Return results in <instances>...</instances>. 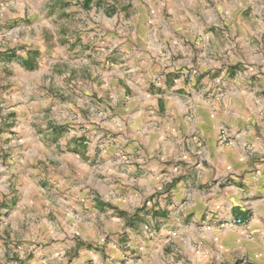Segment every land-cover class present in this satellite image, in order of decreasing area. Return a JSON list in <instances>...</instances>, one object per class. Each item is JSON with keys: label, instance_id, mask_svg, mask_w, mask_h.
Wrapping results in <instances>:
<instances>
[{"label": "crops", "instance_id": "1", "mask_svg": "<svg viewBox=\"0 0 264 264\" xmlns=\"http://www.w3.org/2000/svg\"><path fill=\"white\" fill-rule=\"evenodd\" d=\"M177 1L181 7L187 4L186 0ZM227 1L231 0H217L216 5L222 9V5ZM234 1L241 7L249 0ZM158 2L164 5L163 0ZM31 3L34 4V0H31ZM39 3H42V0H39ZM208 6L211 8L209 4ZM148 7L151 8V5L148 4ZM24 8V0H0V39L6 38L0 41V77L4 78L2 80L4 86L0 88V98L3 100L0 103V201L4 199L3 194L9 192L10 186H14L17 191L15 197L13 194L5 196L14 201L6 214V223L1 224L0 228L7 227L16 232L20 227L28 226L32 228L33 235L51 236L72 232L92 239L93 236L99 237L103 232L115 235L119 232H128L131 235L133 232L144 233L142 227L145 225H142L141 221L145 217L153 219L152 210L149 212L147 209L151 206V201L155 202V198L151 200L149 198L151 192L163 185L164 160L172 158L191 160L192 156L205 158L207 166L202 168L198 166L195 172L189 174L190 176L182 177L181 186L185 184L183 180H186L187 183L192 182L191 184L196 186L210 185L211 181H215V187L228 174L233 181L218 188L220 195L218 199L212 196L215 193L212 188L205 190L206 194L203 197L198 194L186 197L185 204L179 207L183 216L204 213L215 221L233 220L236 216H241V212L248 207L243 205L239 198L242 190L247 189L248 194H255L250 201L252 213L247 227L251 226L257 238H261L256 248L264 252V163L249 162V157L245 155L247 154L245 145L248 143L253 145L248 154H264V117H252L255 112L264 109V105L259 104L257 100L258 104L255 105L249 97L244 101L243 95L235 88L224 94L223 101L214 104L204 102L197 107H193L195 102L187 95L171 96L169 98L174 99L172 101L174 108H171L172 116L168 117L166 107L168 101L164 100V112H160L161 95L153 88L155 85L165 84L154 82L157 76L155 69L152 66L148 67L149 63L145 61L139 66L130 65L131 73L105 71L100 74L102 81H99V73L93 71L88 74L89 78L86 79L88 83L83 87L79 86L80 80H76L75 84L73 79H69L70 83L67 86L72 87L71 83H74L73 89L76 93L92 97L104 96L108 99L105 104H100L94 98H92L94 102L88 104H84L82 100L69 101L62 105L52 104L50 92L48 93L51 79L46 76L49 72L47 66L46 64L35 66L36 60L46 56V52L44 49H35L31 44L35 39L34 31H38L33 15L28 23H22L25 25L22 28L26 34L20 33L19 16ZM209 10L210 15L213 9ZM27 11L30 12L28 6ZM252 14L258 24H263L264 0L254 1ZM210 17L203 19L210 23L212 21ZM187 25L189 21L185 23L176 20L164 21L161 28L154 26L153 34L148 35L146 41H152L151 37L155 35L153 38L160 43L164 42L166 46V41L171 42L169 36L174 34L175 30H179L183 35L187 34L185 39L189 37L192 42L194 26ZM200 25L203 27V21ZM242 27L237 32V36H240L237 39L238 43L231 45L225 42L223 50L231 53V47L236 46L235 50L240 54L231 57L234 59L251 57L253 58L251 61L256 65H263L264 70V50L256 51L246 42L249 39L246 37L247 32L252 33L254 27L246 24ZM214 33L207 32L206 36L210 41L205 42L204 52L222 50L221 46L212 44ZM21 42H27L22 49L19 48ZM156 45L148 44L147 53H142L143 56L149 58L157 55ZM179 48L181 46L177 47ZM195 51L192 47L187 48L188 67L189 64L192 65ZM179 52V56L184 57V50L181 49ZM144 65L145 67H142ZM183 79V76L175 79L174 84L183 86ZM192 84L194 85V81ZM40 87L44 88L43 92H47L43 99L40 97L41 92H38ZM111 87L119 88L124 99L118 97L114 91L108 92ZM126 89L131 93L127 97ZM55 106L60 108L63 106L61 110L64 117L53 114V110L59 109H55ZM99 106L105 108L103 113L98 112ZM85 107L90 111V116H86L85 112L83 114ZM191 108L197 111L194 117H179L182 112ZM69 109L77 112L76 120L69 116L67 112ZM80 121L84 129L79 131L73 123ZM61 122L65 123L62 124L63 131L57 127ZM102 129L113 132L115 137H110V141L108 140L104 146L99 141ZM221 129L223 135L218 136ZM51 137L57 138V141H48ZM226 137H230L228 142L219 140ZM57 142L65 145L64 154L59 155L55 152L50 155V150L54 149L52 146ZM121 144L126 145V151L137 155L124 167L118 164V148L120 149ZM8 152H11V159L5 156ZM46 152L48 154H44ZM101 155L105 156V159L100 163ZM41 180L47 181L45 187L51 190L50 194L55 195V198L44 194ZM101 182H105L110 191L115 193L101 186ZM240 183L246 184L247 187L243 185L242 188ZM173 193L175 194L172 198L178 196L181 198L178 192ZM162 197L164 195H160L157 201L162 202ZM160 207L163 208V205ZM153 209H159V206H154ZM154 218L162 220L155 216ZM165 221H161L158 230L160 239H156L155 243L146 242L138 236L135 240L131 238L122 245L113 247L114 252L105 249V254L111 255L110 258L116 262L113 264H166L164 254L170 259L172 254L177 256L178 260L174 264L211 263L212 250H205L203 258H197L196 243L211 242L212 232L203 231L200 233L201 236H197L193 224L188 227L178 224L179 228L170 232ZM245 226V223L240 225L232 223L223 229H216L219 236L214 240L222 247L221 253L229 254L235 251L236 255L243 254L241 230L244 231ZM167 251H170V254ZM131 252L136 255L134 260L126 258L131 256ZM85 255L96 261L103 257L91 249L81 250L78 258L83 259Z\"/></svg>", "mask_w": 264, "mask_h": 264}, {"label": "rangeland", "instance_id": "2", "mask_svg": "<svg viewBox=\"0 0 264 264\" xmlns=\"http://www.w3.org/2000/svg\"><path fill=\"white\" fill-rule=\"evenodd\" d=\"M163 1L164 5H160L158 0H42V3H39V0H34V4L31 3V0H24L25 8L24 11L21 10L19 16L20 33L21 35L26 34V31L22 28L25 25H22V23H28L32 17L31 15H33V20L39 32L34 31L35 39L31 44L34 45L35 49H44L46 52V56L36 60L35 66H44L45 64L47 66L49 72L46 73V76L51 79L48 93L50 92L49 96L51 98L50 101L53 102L52 104L58 103L62 105L65 102H78L79 100L84 101V104H88L94 102L92 98L103 104L106 100L108 101L104 96L92 97L76 93V90L73 89L76 80H80L81 84L79 86L83 87L88 83L86 81L89 78L88 74L93 71L99 73V81H102L100 74L105 71L117 70V72L125 71L131 73L130 69L132 67L130 65H133V67L135 65L139 66L141 62L145 61L149 63L148 67L152 66L155 69L154 72L157 76L154 78V82L165 84V86H162V84L161 86L155 85L153 88H156L157 94L161 95L159 98V100L161 99V104H159L160 112H164L165 102L168 101L166 104L169 113L168 117L172 116L173 111H171V108H174L172 104L174 99L169 98L171 96L180 97L187 95L195 102L193 107H197L203 105L204 102L214 104L215 102L223 101L222 97L226 92L230 93L235 88H238L239 93L243 95V100L249 97L255 105L258 103L264 105L263 65L253 63L251 61L253 58L251 57H247V59L239 57L234 59L231 57L240 54V52L235 50L236 46L231 47V53H226V50H223L225 42L231 45L238 43L237 39L240 36H237V32L243 28V24L254 27L252 33L247 32L246 37L249 39L246 42L256 51L259 49L264 50V16L262 19L263 24H258L254 19L252 12L255 0H249L247 4H243L241 7H238L234 0L227 1L225 5H222L225 9L218 8L216 5L217 0H191V2L186 0L188 7L186 5L181 7L177 0ZM148 4L151 5V8L148 7ZM208 4L213 9V13L210 15L208 13L211 12L209 10L211 8H209ZM27 6L30 12L27 11ZM209 16H211L212 21L206 23L203 18H209ZM169 20L171 22L175 20L177 22L184 21V23L189 21L187 26H194V29H192L193 36L191 37L193 41L191 42L189 37L185 39L187 34L183 35L179 30H175L174 34L169 36L171 42L166 41V46H164V42L160 43V41L154 39L155 35H152V41H146L148 35L153 34L154 26L159 29L164 21L167 22ZM201 21H203V27L200 25ZM186 28L189 29L188 27ZM186 28L184 29L186 30ZM208 31L215 32L212 44L215 43L221 46L222 50L220 52L218 50L204 52L203 48L208 40L206 36ZM32 33L31 29L30 34ZM4 40L6 38L0 39V41ZM158 43L160 44L158 45ZM148 44H157L155 47L158 52L157 55L145 58L142 53H147ZM26 45L27 42H21L19 48L22 49ZM180 46L181 48L177 49ZM189 47L196 51L192 65L189 64L188 67L187 48ZM181 49L184 50V57L179 56ZM49 52L50 54H48ZM150 52H154V50H150ZM177 52L178 54L176 55L175 53ZM35 55L37 56V54ZM158 62H161V64H158ZM142 67H145V65ZM181 76L184 77L183 86L181 84L177 86L174 84V80L179 79ZM69 79H73L75 82V84L71 83L72 87L67 86L70 83ZM149 79L152 78L149 77ZM2 80L4 78L1 76L0 88L4 86ZM192 81H194V85ZM188 82L190 85H188ZM43 90L44 88L40 87L38 91L41 92L40 97L42 99L44 94L47 95V92H43ZM111 91H114L118 97L121 96L124 99L119 88L113 89L111 87L108 92ZM125 91V97L131 95L128 89ZM83 96H87V98ZM2 101V98H0V103ZM248 104L250 105L249 102ZM57 108L59 109L53 110V114L64 117L62 115L64 113L61 110L63 106L61 108L60 106H55V109ZM103 109L105 110L104 107L99 106L98 112L103 113ZM67 112L69 116H73V120L78 117L75 110L69 109ZM84 112L86 116H90V111L86 107L83 114ZM196 114V109L193 110L191 108L182 112L179 117H194ZM252 117H264V109L262 108L255 112ZM62 124L65 125V123L61 122L57 126L60 131L64 130ZM73 124L77 126L79 131L84 129L81 121ZM226 128L228 129L229 126ZM222 130L218 132V136L223 135L221 133ZM108 134L110 135L107 136ZM113 134L109 130L102 129V136L99 138L101 145L104 146L106 142H109L110 137L115 138ZM115 134L118 135L119 133ZM229 139L230 137H226L219 140L228 142L227 140ZM48 141L55 142L57 138L51 137ZM119 146L118 164L120 167H124L129 163L130 159L137 155L126 151L125 144ZM52 147L54 149L50 150V155L55 152L59 155L65 152V145L62 142H57ZM252 148L253 145L250 143L245 145V153H247L245 155L249 157L248 161L264 163V154H248ZM8 149L10 150V145ZM5 156L11 159V152L6 153ZM16 156L19 157L18 154ZM190 158L191 160H187V158L164 160L163 177L165 179L163 185L151 192L149 198V200L155 198V202L151 201V206L147 209L149 212L152 210L153 214L151 217L153 219L145 217L141 221L142 225H145L142 227L144 233L133 232L131 235L128 232H119L115 235L112 233L104 234L103 232L99 234V237L93 236L92 239L91 237L87 238L85 235L81 236L72 232L68 234L58 233L51 236L44 234L33 235L31 232L32 228L28 226L20 227L16 232H12V229L7 227L0 228V264H113L116 262L112 257L110 258L111 255L105 254V249L114 252L113 247H117L118 244L122 245L131 240V238L135 240L138 236H141L142 240L146 242L155 243L156 239H160L158 230L163 220H166L165 223L167 222L170 232L178 229V224L187 227L193 224L197 236H201L200 233L203 231L212 232L213 240L211 242L201 241L196 243L197 258H203L205 250H212L210 264H264V256H262L264 252L263 250L258 251L256 248V244L261 238H257L251 226L247 227L251 221L252 213L250 201L255 196V194H248L247 189H243L242 194L239 196L242 204L248 206L239 216L243 223L246 224L243 228L244 231L241 230L244 248L242 255L239 253L236 255L235 251L229 254L221 253L220 248L222 247L215 243L214 240L219 236L216 229L220 230L226 225L232 224L231 219L215 221L204 213H199L197 216H183L179 207L185 204L187 201L186 197H191L195 194L203 197L206 194L205 190L212 188L215 191L212 196L218 199L220 196L218 188L229 185L233 181L228 174L215 187V181H211L210 185L202 184L196 186L191 184L192 182L190 184L187 183L186 180H183L185 184L181 186L180 180L182 177L190 176L189 174L195 172L198 166H201V168L207 166L205 158L192 156ZM99 159L101 163L105 156L101 155ZM179 168H181L180 171ZM41 181V188L45 191L44 194L55 198V195L50 194L51 190L45 187L47 186V181ZM35 184L38 186V183L35 182ZM240 184L242 188L243 185L247 187L244 183ZM100 185L110 191L105 182H101ZM173 191L178 192L179 194H176L181 195V198L180 196L172 198L173 194H175ZM112 193L115 192L113 191ZM9 194H13L14 197L17 195L14 186L9 187V192L6 191L5 195L3 194L2 196L4 199L0 201V225L4 222L6 223V214L13 205L14 199L5 198ZM160 195H164L162 202L157 201ZM162 205L163 208L160 207ZM154 206H159V209H153ZM154 216L162 220L155 219ZM79 248L82 251L93 249L103 257L99 261L93 260L91 257L87 258L86 255L85 258L80 259L78 258L81 254V250H78ZM167 252L170 254V251ZM130 254L131 256L126 258L134 260L136 255L133 252ZM164 257L166 264H174L178 260V257L174 254L171 255L172 259L165 254Z\"/></svg>", "mask_w": 264, "mask_h": 264}, {"label": "built area", "instance_id": "3", "mask_svg": "<svg viewBox=\"0 0 264 264\" xmlns=\"http://www.w3.org/2000/svg\"><path fill=\"white\" fill-rule=\"evenodd\" d=\"M232 223L236 225H240V224H243V220L240 217H237L232 220Z\"/></svg>", "mask_w": 264, "mask_h": 264}]
</instances>
